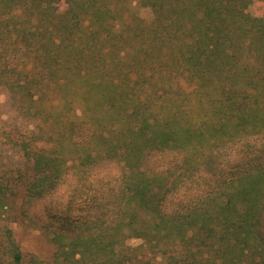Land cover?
I'll return each instance as SVG.
<instances>
[{
    "label": "trees",
    "instance_id": "1",
    "mask_svg": "<svg viewBox=\"0 0 264 264\" xmlns=\"http://www.w3.org/2000/svg\"><path fill=\"white\" fill-rule=\"evenodd\" d=\"M261 1L0 0V80L40 120L0 217L17 181L56 245L28 264H264Z\"/></svg>",
    "mask_w": 264,
    "mask_h": 264
},
{
    "label": "rangeland",
    "instance_id": "2",
    "mask_svg": "<svg viewBox=\"0 0 264 264\" xmlns=\"http://www.w3.org/2000/svg\"><path fill=\"white\" fill-rule=\"evenodd\" d=\"M136 3L137 0H125V4L133 7V9L136 8ZM254 10L257 15L264 17V2H258ZM72 106L77 114H82L83 104L81 101L76 99ZM19 107V104L15 103L13 93H11L8 85L1 83L0 80V170L24 166L23 151L19 149L18 144H15L16 140L27 139L31 144L36 141L34 138L40 120L25 115ZM68 111L69 109L65 108L63 114ZM16 183L17 181L12 183L17 191L13 198L12 210L3 213L0 217V223L12 227L23 252V264H28L32 255L49 261L56 249L55 243L51 240L52 233L35 223L36 215L40 212V205L38 202H33L30 206L25 204L22 187L19 186V183L15 186ZM23 206L29 209L27 216L22 213ZM131 242L137 243L139 240H132Z\"/></svg>",
    "mask_w": 264,
    "mask_h": 264
}]
</instances>
